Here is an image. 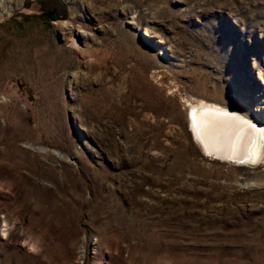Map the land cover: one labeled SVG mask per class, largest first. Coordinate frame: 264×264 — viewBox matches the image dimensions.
Segmentation results:
<instances>
[{
  "label": "rangeland",
  "instance_id": "374dc122",
  "mask_svg": "<svg viewBox=\"0 0 264 264\" xmlns=\"http://www.w3.org/2000/svg\"><path fill=\"white\" fill-rule=\"evenodd\" d=\"M201 100L264 121V0H0V264H264Z\"/></svg>",
  "mask_w": 264,
  "mask_h": 264
},
{
  "label": "bare ground",
  "instance_id": "6f19581e",
  "mask_svg": "<svg viewBox=\"0 0 264 264\" xmlns=\"http://www.w3.org/2000/svg\"><path fill=\"white\" fill-rule=\"evenodd\" d=\"M66 26H69L67 21L61 23V28ZM82 32L77 35L83 38L86 33ZM69 43H75L73 34ZM189 107L187 122L193 133L190 132L210 158L234 165H252L264 154V121L260 111L250 118L205 100L190 102Z\"/></svg>",
  "mask_w": 264,
  "mask_h": 264
},
{
  "label": "water",
  "instance_id": "95a60500",
  "mask_svg": "<svg viewBox=\"0 0 264 264\" xmlns=\"http://www.w3.org/2000/svg\"><path fill=\"white\" fill-rule=\"evenodd\" d=\"M36 6H37V4H36V3H34V4H32V5H31V8H34V9H35V8H36ZM22 9H24V7H22ZM25 9H26V8H25Z\"/></svg>",
  "mask_w": 264,
  "mask_h": 264
}]
</instances>
